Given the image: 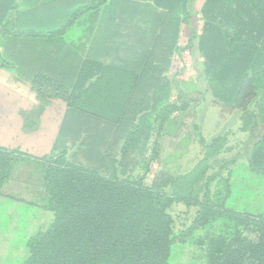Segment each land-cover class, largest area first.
<instances>
[{"label": "trees", "instance_id": "1", "mask_svg": "<svg viewBox=\"0 0 264 264\" xmlns=\"http://www.w3.org/2000/svg\"><path fill=\"white\" fill-rule=\"evenodd\" d=\"M161 5L149 0L111 2L108 10L126 26L127 49L122 67L102 71L105 78L118 74L114 81L92 86L77 98L49 75L31 80L43 99L60 98L70 105L49 155L35 158L0 147V198L15 163L33 162L41 173L44 209L55 215L46 230L29 239L22 264H171L174 245H186L197 232L226 217L238 218L244 229L224 244L213 243L208 264H264V215H238L226 209L224 201L213 202L208 192L216 178L208 175L211 161L224 152V136L207 142L200 135L203 157L184 174L160 172L151 187L144 178L133 179L149 151L157 120L166 112L163 127L174 113L167 109L173 88L166 74L178 47L181 16ZM253 9L264 27V0L256 1ZM40 11L21 12L18 0H0V68H17L21 77L24 66L14 65L2 51L22 52L29 45L36 47L38 40L53 42L64 35L65 29L54 31L53 24L41 18L40 13L49 12ZM214 24L205 25L206 32L214 29L217 54L207 82L235 71L237 88L222 102L239 114L243 128L264 131V73L255 69L264 28L258 35L242 25L232 32ZM246 147L243 158L250 171L264 176V136H251ZM201 184L205 194L200 201ZM175 204L197 209L179 235L173 233L169 211Z\"/></svg>", "mask_w": 264, "mask_h": 264}, {"label": "rangeland", "instance_id": "2", "mask_svg": "<svg viewBox=\"0 0 264 264\" xmlns=\"http://www.w3.org/2000/svg\"><path fill=\"white\" fill-rule=\"evenodd\" d=\"M149 1L156 7L162 4L163 10H173L181 16L180 39L169 73L176 95L172 106L168 107L174 113L167 127L161 124L166 115L163 112L157 120L149 151L132 175L133 179L144 178L145 185L151 187L160 172L184 174L201 157L198 137L201 135L209 142L221 135L227 143L224 152L211 161L208 175L216 178L209 186L210 198L215 203L224 201L226 209L238 215H264V176L253 174L248 161L243 158L251 136H264V131L243 128L239 114L222 102L237 88L236 72L231 70L214 76L216 81L208 83L210 90L207 91L208 86L198 82L204 94L193 92L188 96L179 92L176 85L180 79L188 83L187 86H192L197 78L210 79L208 73L213 69L217 54L214 52V29L205 31L209 21L215 23L214 28L222 25L233 32L235 25H242L243 30L260 35L264 27L253 9L258 0ZM256 62L255 69L264 73L263 46ZM88 85L85 90L91 87ZM188 88L183 87V90L192 93ZM13 171L0 198V264H22L28 257L29 239L46 230L55 220L51 211L27 202L32 197L39 198L43 192L41 173L36 164L18 161ZM203 188L204 184H201L197 190L200 201L205 194ZM37 201L42 205L40 200ZM169 211L174 219L173 233L179 235L190 226L197 209L175 204ZM243 229L244 224L238 218L217 220L204 231L197 232L186 245H174L171 264H208L211 245L215 242L224 244Z\"/></svg>", "mask_w": 264, "mask_h": 264}, {"label": "crops", "instance_id": "3", "mask_svg": "<svg viewBox=\"0 0 264 264\" xmlns=\"http://www.w3.org/2000/svg\"><path fill=\"white\" fill-rule=\"evenodd\" d=\"M18 1L21 12L44 10L49 13H40V16L53 24L54 31L65 29L64 35L53 42L43 38L37 41L36 47L29 45L28 50L24 48L25 51L22 52L15 49L2 51L14 65L21 64L24 67L21 77L15 70L17 68H0V147L20 150L35 158H42L51 153L70 104L60 98L43 99L31 80L34 76L49 75L69 92V95L77 98L84 97L79 95V92H85L84 87L87 84L91 87H103L105 81H114L113 78L118 74L105 78L102 71L107 67L120 68L127 61L124 40L126 26L118 20V14H111L116 12L108 10L114 0H107L104 4H99V0ZM69 20L72 23L65 28ZM131 56H135V53L132 52ZM26 65L35 68H31L30 72ZM171 69L172 58L171 67L166 74L168 80ZM170 82L173 92L167 109L172 106L176 95L174 84ZM184 82L180 79L176 83L177 89L188 96L193 92L204 94L198 82L208 86L206 78H197L192 86H187L188 83ZM183 87H189L192 93H186ZM207 90H210L209 86ZM199 148L201 157L196 163L204 154L200 143ZM40 197L42 198L39 199ZM39 198L32 197L27 202L46 210L44 192H41ZM37 200H40L42 205Z\"/></svg>", "mask_w": 264, "mask_h": 264}]
</instances>
